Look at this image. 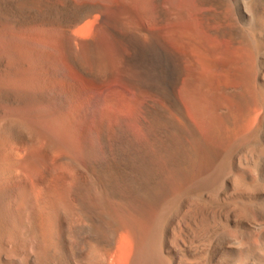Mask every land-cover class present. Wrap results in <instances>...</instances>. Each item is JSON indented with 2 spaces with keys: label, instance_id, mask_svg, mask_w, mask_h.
<instances>
[{
  "label": "bare ground",
  "instance_id": "obj_1",
  "mask_svg": "<svg viewBox=\"0 0 264 264\" xmlns=\"http://www.w3.org/2000/svg\"><path fill=\"white\" fill-rule=\"evenodd\" d=\"M132 1L0 0V264H264V0Z\"/></svg>",
  "mask_w": 264,
  "mask_h": 264
},
{
  "label": "rangeland",
  "instance_id": "obj_2",
  "mask_svg": "<svg viewBox=\"0 0 264 264\" xmlns=\"http://www.w3.org/2000/svg\"><path fill=\"white\" fill-rule=\"evenodd\" d=\"M87 1V0H86ZM148 1V0H147ZM88 2H90V3H94V4H100L101 6H102V9L105 11V14L107 15V16H105V20H108V22L107 21H105V23L106 24H110V26L112 27L113 25H114V23H116L113 27H115L116 25H117V23L119 22V18L123 15V14H120V13H123V11H125L126 9H125V5L124 4H126V2H127V0H88ZM105 2V3H104ZM132 2H134V0L132 1ZM136 2V5L137 4H139V6L137 7H135V3H133L132 4V7H133V9H135V11L137 10V14L139 15H143L144 14V17L143 16H140V18H139V21L140 22H142V18L143 19H152V18H154V16H155V4H156V2H153V0H149L147 3H146V9H147V5L148 6H150V7H148V9H147V14L146 13H143V11H142V9H143V6L141 7V5L142 4H140V3H137L138 1H135ZM123 5H122V4ZM109 5V6H108ZM121 6H123V7H121ZM103 7H105V9L103 8ZM142 9H141V8ZM115 8H117V9H115ZM120 8H123V9H121L120 10ZM139 9H141V11L139 10ZM104 11H102L103 13H104ZM106 11H113V12H111V13H109V17H108V12H106ZM140 11V12H139ZM153 12V13H152ZM117 13V14H116ZM104 14V15H105ZM153 14V15H152ZM114 16H118L119 18H116V17H114ZM148 16H150V18H147ZM153 16V17H152ZM106 17L108 18V19H106ZM164 17H165V15H164ZM113 18H116V19H113ZM163 19V18H162ZM110 20H111V22H110ZM145 20H143V22H144ZM142 22V23H143ZM105 24V27L107 26ZM166 25V24H165ZM165 25H163V26H165ZM109 26H107L106 27V29L108 28ZM118 26H116V28H117ZM150 27V26H149ZM153 28H154V26H151L150 28H148L149 30H153ZM34 34V33H33ZM33 34H28V40H31L30 38H29V36H33ZM34 38H35V36H34ZM33 38V39H34ZM38 39V38H37ZM105 40V38H103V41ZM115 40V41H114ZM113 40V43L115 42H117L118 40L117 39H114ZM117 40V41H116ZM102 41V44L104 45L105 43H107V41H108V43H107V45H109L110 46V44H109V40H105V42H103ZM114 43V45H116ZM109 46H107V47H109ZM106 47V46H105ZM122 77H121V73H120V79H121ZM121 84V83H120ZM120 92H122V95L123 94H125V92L127 93H131V91L127 88V87H125V86H123V84L122 85H120ZM127 93V94H128ZM121 94H120V97L122 98V100H121V98H120V113H123V114H125V115H127V116H131L132 117V115L134 114V112H135V109L137 108V106L135 105L136 103H138L136 100V102L134 101V98H132V97H128V96H126V95H123L122 96ZM123 97H124V99H123ZM129 98V99H128ZM128 99V100H127ZM130 100H131V102H130ZM122 101V102H121ZM128 101V102H127ZM133 102V103H132ZM121 103H122V105H121ZM132 104V105H130V104ZM135 103V104H134ZM122 106V107H121ZM125 106H126V108H125ZM129 107V108H128ZM125 108V109H124ZM123 109V110H122ZM129 109V110H128ZM121 110H122V112H121ZM125 110V111H124ZM224 111H225V109H222L221 107H217L215 110H213L211 113L210 112H205V114L206 115H204V118H206L207 116H208V114L209 115H212V117H213V119H215L217 116H221V114L222 113H224ZM253 113L254 112H252L251 114H248V115H246V116H244V118L242 117V119H240L238 122H236V125H239V126H241L242 128H243V126H244V128L246 127V124L248 123V121L250 120V119H253L256 115V113L254 114L255 116L253 117ZM232 118H230L228 121H227V123H230V122H232L233 120H231ZM247 122V123H246ZM225 132V129H224V125H222L221 123H219V125H218V130L216 131V132H214V134L215 135H212V134H208V136L207 135H205V137H208V138H212V139H215V138H217V134H223ZM184 133V132H183ZM182 133V135L183 136H179V137H182V138H178V141H180L179 142V150L181 151V153H179V154H181V155H179L180 157V159L177 157V158H175L172 162H174V163H172V162H170V161H168V164H169V170H182V169H184V168H186L187 166H188V164H189V162L190 161H192V159H193V155H192V152H191V149H190V146L189 145H186V141H187V134L186 133H184L183 134ZM180 139V140H179ZM182 139H183V141H182ZM185 139V140H184ZM216 140V139H215ZM182 142V143H181ZM185 142V143H184ZM181 144L183 145H185V146H181ZM181 148V149H180ZM178 150V151H179ZM179 151V152H180ZM170 162V163H169ZM184 167V168H183Z\"/></svg>",
  "mask_w": 264,
  "mask_h": 264
}]
</instances>
